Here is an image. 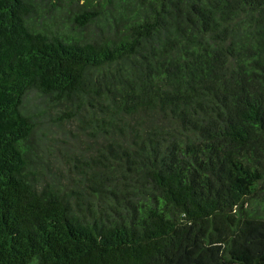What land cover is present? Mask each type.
Segmentation results:
<instances>
[{
	"label": "trees",
	"instance_id": "obj_1",
	"mask_svg": "<svg viewBox=\"0 0 264 264\" xmlns=\"http://www.w3.org/2000/svg\"><path fill=\"white\" fill-rule=\"evenodd\" d=\"M0 264H264V0H0Z\"/></svg>",
	"mask_w": 264,
	"mask_h": 264
}]
</instances>
